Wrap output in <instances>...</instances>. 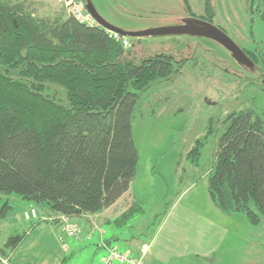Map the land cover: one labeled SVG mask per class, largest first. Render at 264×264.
<instances>
[{
    "label": "trees",
    "instance_id": "trees-1",
    "mask_svg": "<svg viewBox=\"0 0 264 264\" xmlns=\"http://www.w3.org/2000/svg\"><path fill=\"white\" fill-rule=\"evenodd\" d=\"M247 10L252 37L255 19L264 27V0H247ZM206 12L191 14L214 24L209 6ZM238 46L253 66L238 64L255 72L256 79L237 75L229 65H214L231 77L229 83L217 80L226 98L222 106L216 102L218 111L207 118L204 133L184 157L198 166L208 149L209 198L225 214L244 215L251 237L258 232L262 240L264 52L257 46ZM125 53L103 26L86 25L69 14L52 19L38 16L24 1L0 0L3 195L14 193L42 204L46 221L62 223L61 216L71 219L101 212L128 190L139 159L134 122L153 114L157 103L149 102L176 78L186 58L160 53L135 61ZM251 87L244 107L221 118L219 110L231 96ZM10 208L4 201L0 218ZM143 211L135 201L114 221L126 224ZM23 237H8L0 253L13 250Z\"/></svg>",
    "mask_w": 264,
    "mask_h": 264
},
{
    "label": "rangeland",
    "instance_id": "rangeland-1",
    "mask_svg": "<svg viewBox=\"0 0 264 264\" xmlns=\"http://www.w3.org/2000/svg\"><path fill=\"white\" fill-rule=\"evenodd\" d=\"M21 1L38 16L52 19L68 15L63 0ZM92 1L107 21L129 31L179 25L195 19L191 13L207 15L206 7L209 6L214 12L215 25L222 26L239 45L248 49L257 46L264 52L261 20L255 19L253 36L249 33L247 0ZM126 38L128 46L123 48L127 58L138 61L165 53L186 58V61L176 78L162 86L149 102L157 103L153 114L134 122L133 138L139 159L129 192L144 211L126 220L125 230L141 233L148 242L158 237L162 245L168 246L166 264H264V239H259L260 234L256 232L251 237L244 215L225 214L209 198L208 149L198 166L184 157L194 139L204 133L207 118L218 111L226 98L224 87L217 80L229 83L231 77L217 66L229 65L228 69H234L237 75L243 73L252 79H256L255 72L239 65L228 51L204 37L163 34ZM209 70L212 74L205 76ZM251 90L252 87L242 88L237 95L231 96L230 102L219 110L221 118L229 111L243 108ZM4 201H8L11 208L0 218V248H4L8 237L24 235L11 264L20 259L30 264H41L43 259L47 262L55 259L57 264H97L94 249L98 250L100 242L93 228V218L70 219L79 228V237L75 238L67 235L62 223H52L42 217L46 211L42 204L20 199L14 193L3 195L0 192V208ZM32 204L34 207H30ZM31 209L37 217L27 221L25 212ZM34 219L38 220L33 223ZM102 226L105 234L102 228L99 231L105 238L109 237L108 225L103 223ZM196 230L208 239L201 245L212 250L211 253L196 255L190 252L188 239ZM0 258L7 264L6 258Z\"/></svg>",
    "mask_w": 264,
    "mask_h": 264
},
{
    "label": "crops",
    "instance_id": "crops-1",
    "mask_svg": "<svg viewBox=\"0 0 264 264\" xmlns=\"http://www.w3.org/2000/svg\"><path fill=\"white\" fill-rule=\"evenodd\" d=\"M95 5V4H94ZM104 5H102L103 7ZM104 8V7H103ZM102 8V9H103ZM97 9V7H96ZM101 9V8H100ZM97 11L102 15V13L97 9ZM103 16V15H102ZM104 17V16H103ZM128 190L123 193L112 205L103 209L101 212L90 214L87 219L91 220L93 218V228L97 230L98 234V242H101V239L104 240L105 243L111 246H116L120 251L126 252L128 254L138 256L143 255V259L145 264H166V259H164L166 254L169 252L167 249L168 246L162 245L163 243L157 238L151 239L150 242L146 241L141 233H131L127 232L125 229V224L121 222L114 221L118 216H120L130 205H132L135 201L131 196ZM30 207H34L32 204ZM43 214V218L48 215L47 211ZM38 220H32L33 223ZM107 224L109 227V237L105 238L103 234H105V230L103 229L102 224ZM199 225V223H198ZM198 225L196 226L198 228ZM102 228L103 234L99 231ZM196 228V229H197ZM209 238V236H207ZM205 237L201 236L200 232L197 230L194 232V236L192 234L191 238L188 239V244L191 246L188 247L190 252L192 250L193 254H201V253H211L212 250H207L205 246H202V242L205 241ZM212 239V238H211ZM208 240V239H206ZM207 242V241H206ZM19 244L13 249H6V252L0 253V257L6 258L8 260L7 264H11V260L18 249ZM66 247V246H64ZM101 246L98 245V250L94 249V256L97 258V264H100L101 258L105 255L106 250L104 248L99 249ZM3 248H0V252H3ZM68 249V248H65ZM2 250V251H1ZM191 252V253H192ZM5 254V255H2ZM62 259H65L62 258ZM15 260H17L15 258ZM57 264V262L53 260L45 261L43 259L41 264ZM0 264H2L0 262ZM16 264H30L25 259L17 260ZM113 264H120L118 262H114Z\"/></svg>",
    "mask_w": 264,
    "mask_h": 264
},
{
    "label": "water",
    "instance_id": "water-1",
    "mask_svg": "<svg viewBox=\"0 0 264 264\" xmlns=\"http://www.w3.org/2000/svg\"><path fill=\"white\" fill-rule=\"evenodd\" d=\"M87 11L93 18L104 28L114 31L122 36H148V35H163V34H188L192 36L204 37L212 40L226 49L231 57L239 64L248 67L253 66V62L249 59L246 53L238 46L234 40L228 36L223 30L211 22L202 19H188L182 24L145 29L138 31L124 30L107 21L96 9L92 0H84Z\"/></svg>",
    "mask_w": 264,
    "mask_h": 264
},
{
    "label": "built area",
    "instance_id": "built-area-1",
    "mask_svg": "<svg viewBox=\"0 0 264 264\" xmlns=\"http://www.w3.org/2000/svg\"><path fill=\"white\" fill-rule=\"evenodd\" d=\"M64 6L69 15L73 16L75 19L90 26L101 27V25L93 18V16L87 11L85 7L84 0H63ZM110 34L119 41L122 46L125 48L128 46L127 38L120 36L119 34L110 31ZM36 217V212L34 209H31L28 212H25V219H32ZM61 221L63 224L64 231L67 235L71 237H79V228L77 225L72 223L70 219L61 216ZM101 247L106 250L105 255L101 259L100 264H113L118 262L120 264H145L143 260V255L134 256L126 252L120 251L116 246H110L104 241L99 243ZM1 263L6 264V261L0 258Z\"/></svg>",
    "mask_w": 264,
    "mask_h": 264
},
{
    "label": "flooded vegetation",
    "instance_id": "flooded-vegetation-1",
    "mask_svg": "<svg viewBox=\"0 0 264 264\" xmlns=\"http://www.w3.org/2000/svg\"><path fill=\"white\" fill-rule=\"evenodd\" d=\"M196 18V17H195ZM198 19H200V18H198ZM203 20V19H202Z\"/></svg>",
    "mask_w": 264,
    "mask_h": 264
}]
</instances>
